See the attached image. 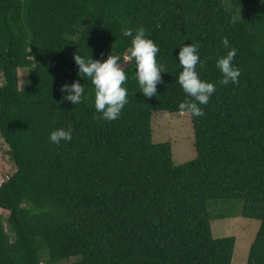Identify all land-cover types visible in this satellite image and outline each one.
<instances>
[{
  "label": "trees",
  "instance_id": "1",
  "mask_svg": "<svg viewBox=\"0 0 264 264\" xmlns=\"http://www.w3.org/2000/svg\"><path fill=\"white\" fill-rule=\"evenodd\" d=\"M125 26L159 46L155 96L124 59ZM223 36L237 49L235 84L219 83ZM190 42L216 91L190 116L195 156L175 165L151 118L181 113L177 53ZM111 51L128 102L106 120L73 57ZM73 80L84 83L77 105L60 88ZM69 124L70 140L50 141ZM0 136L15 166L0 183V264H231L235 237L212 236V202L226 204L220 218L259 221L246 264H264V0H0Z\"/></svg>",
  "mask_w": 264,
  "mask_h": 264
},
{
  "label": "clouds",
  "instance_id": "2",
  "mask_svg": "<svg viewBox=\"0 0 264 264\" xmlns=\"http://www.w3.org/2000/svg\"><path fill=\"white\" fill-rule=\"evenodd\" d=\"M145 28L125 26L122 29L123 36L130 37L125 60H134L135 78L140 92L145 97L157 95V85L163 83L161 76L163 65L157 62L159 46L152 38L145 35ZM222 45L227 51L217 57L215 63L222 73L219 83L233 84L238 82L241 68L233 61L237 54L235 46H231L226 36L221 37ZM199 42L182 43L177 53L181 70L177 80L186 93L184 100L178 104L177 110L191 117L203 116L205 105L216 91V84L201 78L197 71V65L201 67L198 51ZM74 61L78 65V75L83 74L91 79L94 86V107L99 117L106 120H114L119 117L125 104L128 102V89L124 86L127 74L122 64L121 57L112 51L106 59H93L91 55L75 54ZM82 77L81 75H79ZM63 93L62 99H66L73 105L79 104L84 98V83L73 80L71 83L60 85ZM72 138V126L59 127L49 133V139L59 144L61 140ZM2 210V209H1ZM4 211V210H3Z\"/></svg>",
  "mask_w": 264,
  "mask_h": 264
},
{
  "label": "rangeland",
  "instance_id": "3",
  "mask_svg": "<svg viewBox=\"0 0 264 264\" xmlns=\"http://www.w3.org/2000/svg\"><path fill=\"white\" fill-rule=\"evenodd\" d=\"M151 140L153 143H170L175 165L189 161L195 156L191 117L186 113H154L151 118ZM8 150V146L0 136V183L15 170ZM216 204L226 205L224 202H212L209 206L212 217L210 222L212 236L214 238L234 236L235 244L231 264H246L248 250L258 230L259 221L237 215L220 218L218 217L220 206H215ZM0 214L7 216V212L1 209ZM61 264L67 263L62 262Z\"/></svg>",
  "mask_w": 264,
  "mask_h": 264
}]
</instances>
